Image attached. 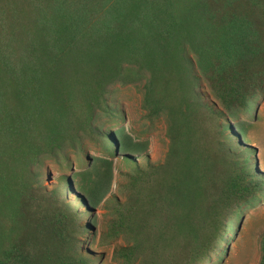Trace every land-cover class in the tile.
<instances>
[{"label": "trees", "instance_id": "trees-1", "mask_svg": "<svg viewBox=\"0 0 264 264\" xmlns=\"http://www.w3.org/2000/svg\"><path fill=\"white\" fill-rule=\"evenodd\" d=\"M202 81L221 108L203 100ZM129 83L168 117L162 162H139L124 128L95 124L122 117L111 92ZM262 91L264 0H0V264H92L79 237L101 203L111 213L103 238L123 239L121 264L206 262L231 210L264 193V177L230 125L193 141L191 113L225 120ZM85 138L125 162L122 198L107 196L112 158L90 159L84 196L71 200L67 183L36 192V173L16 167L59 154L68 165ZM260 245L264 264V235Z\"/></svg>", "mask_w": 264, "mask_h": 264}, {"label": "rangeland", "instance_id": "rangeland-1", "mask_svg": "<svg viewBox=\"0 0 264 264\" xmlns=\"http://www.w3.org/2000/svg\"><path fill=\"white\" fill-rule=\"evenodd\" d=\"M203 100L218 109L219 102L212 95L206 82L198 84ZM112 106L122 111V117L100 114L95 124L102 130L115 131L124 128L133 141L139 142L142 156L137 159L143 163L148 160L152 163L162 162L169 147L168 124L166 113L159 115L149 112L143 100L142 87L135 83L115 85L111 92ZM225 111V110H224ZM192 127L195 129L191 139L202 140L204 135H212L217 130V124L230 125L232 132L237 136V149L246 147L250 153L243 159L253 163L260 175L264 177V91L257 93L251 100L249 110L246 112L236 111L233 115L224 113L225 120L218 119L201 112L192 110ZM183 115H177L181 119ZM184 123V120L181 119ZM241 134L243 137H241ZM240 144V145H239ZM214 147V145L212 146ZM242 149V148H241ZM70 161L68 165L63 160V154L56 159L47 155L42 157L40 164L26 167L22 164L16 167L21 174H29V170L36 173L35 191L39 188L51 190L59 183H67L71 200L77 195H83L85 185V169L89 167V161L93 156L112 158L105 151L102 144H97L88 139H83L81 148L69 149ZM204 161L208 164L212 177L217 181L214 161L204 153ZM113 175L107 196L123 197L120 183L124 181L123 172L128 170L123 159L118 155L112 158ZM102 204V203H101ZM94 207L93 216H84L83 222L92 225V231L81 234L79 237L83 250H88L95 258L92 264H121L115 256V249L124 245L119 236L113 240H106L103 235L108 227L110 211L103 205ZM81 211L84 209L81 207ZM229 226L222 234L218 251L210 256V259L200 264H258L260 259V239L264 235V193L256 194L249 202L231 210Z\"/></svg>", "mask_w": 264, "mask_h": 264}]
</instances>
